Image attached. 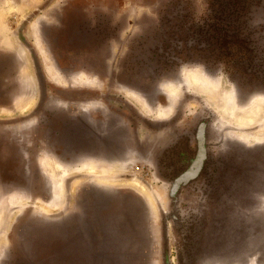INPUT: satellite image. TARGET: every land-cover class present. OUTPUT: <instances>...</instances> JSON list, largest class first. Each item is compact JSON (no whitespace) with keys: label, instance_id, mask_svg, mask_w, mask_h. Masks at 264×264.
Segmentation results:
<instances>
[{"label":"rangeland","instance_id":"374dc122","mask_svg":"<svg viewBox=\"0 0 264 264\" xmlns=\"http://www.w3.org/2000/svg\"><path fill=\"white\" fill-rule=\"evenodd\" d=\"M259 95L264 0H0V264H264V117L236 121ZM185 153L198 198L173 202ZM141 195L154 229L123 210Z\"/></svg>","mask_w":264,"mask_h":264},{"label":"crops","instance_id":"0c3cea01","mask_svg":"<svg viewBox=\"0 0 264 264\" xmlns=\"http://www.w3.org/2000/svg\"><path fill=\"white\" fill-rule=\"evenodd\" d=\"M259 101H262V99H259ZM189 146V150L190 153L192 151V143L188 141V143H186ZM198 151V149H197ZM191 155V154H190ZM181 157V156H180ZM179 156H174V165L176 167H178L179 171L176 173L175 178L173 179L172 183L169 184L170 186H168V190H167V195L170 198H173L175 202L177 200V202H180L182 200H185L186 198H198V196L196 194H194L192 189H188L193 191L192 193L189 194V192H187L188 194L184 193V186L187 185L188 182H190L191 180H195L202 168H193V163H195L196 161H194L196 159V157H193L191 159L192 156H188L186 153L182 155V159H180ZM173 158V157H172ZM182 166H186L184 169H182ZM186 192V191H185ZM129 200L131 201L130 204H126L124 205V209L125 211H127L128 213H133V217L130 218V221L134 223L133 226H131V229H135L138 228L139 229H144L146 228V226H144V223L148 222L152 225L153 229L155 228V220H157V212L162 211L164 212V208H159L157 210V208H155L154 205H152L151 202H149L148 199H146L143 195L137 196L136 198H132L130 196ZM114 212V211H113ZM111 212V213H113ZM119 212V210H118ZM142 221V222H141ZM129 226V225H128ZM124 236H122L123 239ZM122 243H125V252H128V249L130 248V246H132L131 248H133V252L134 254L132 255V257L130 258L131 260H140L143 259L144 255L140 252L136 250L137 245L139 246V244L141 245V243H139L136 239H123ZM122 245V244H121ZM132 252V253H133ZM140 252V253H139Z\"/></svg>","mask_w":264,"mask_h":264},{"label":"bare ground","instance_id":"6f19581e","mask_svg":"<svg viewBox=\"0 0 264 264\" xmlns=\"http://www.w3.org/2000/svg\"><path fill=\"white\" fill-rule=\"evenodd\" d=\"M188 78L195 87L201 88L203 92H206L208 95H210L209 97L211 99L216 101L219 111L226 113V114L232 111V103H231L232 97L231 96H233L234 98L233 104L236 101V96L234 95L233 91L226 92V93L224 92L225 95L217 96L216 91L218 89L217 88L214 89L213 85L209 84L210 82H208L206 79L203 80L202 78L198 76H191ZM256 98H264V96L259 95L258 97L253 98V100ZM253 100H251L248 103V105ZM238 102H240L239 99H238ZM262 117H264V103H262L261 101H258L257 104H255V106L252 109L243 111L242 114H239L237 116L236 121L239 124H242L244 126H252V125H256L262 119ZM228 240H231V238H229Z\"/></svg>","mask_w":264,"mask_h":264},{"label":"flooded vegetation","instance_id":"af4514ba","mask_svg":"<svg viewBox=\"0 0 264 264\" xmlns=\"http://www.w3.org/2000/svg\"><path fill=\"white\" fill-rule=\"evenodd\" d=\"M176 87V86H175ZM177 88V87H176ZM226 149H228L227 147H226ZM240 152V151H239ZM238 152V153H239ZM241 153V152H240ZM240 153L238 154V156L236 157V159H239V160H241L242 158H243V156L241 157V155H240ZM243 154V153H242ZM244 155V154H243ZM205 159H206V155L205 154H200L199 155V157H198V160L194 163V166H193V168H196L195 166H199L203 161H205ZM244 159V158H243ZM246 159H248L247 157H246ZM249 159H252V158H249ZM251 165V164H250ZM238 182V181H237ZM229 185V183H226L225 185H224V187L226 186H228ZM235 186H237V184H234ZM242 186H245V184L244 185H242ZM231 190H233V192H234V189H226V188H223L221 191H220V194L218 195V200H219V202H222L221 203V207H224V206H226V204L224 203V202H226V201H228V200H233V201H235V200H237V199H245V200H247V199H253L252 198V196H251V198H250V194L248 193V190L249 191H251V189H247V188H244V189H240V190H237V192H235L234 194H232V193H229ZM242 193V194H241ZM255 205H250V204H247V205H241L238 209H248V210H250V209H252L253 207H254ZM240 233L238 232V234L237 235H239ZM237 237V236H236ZM218 238H219V240H218V242H216L215 244L216 245H218V246H216V248H215V252H218V253H221V254H224V253H227L226 251H225V248H226V246H232V245H235L236 244V242L235 241H237V239L235 238V237H230V236H225V234L224 233H222V231H221V233H220V235L218 236ZM229 238H231V240H228ZM238 248H239V246L238 245H236V247H235V250L236 251H238ZM229 253V252H228Z\"/></svg>","mask_w":264,"mask_h":264},{"label":"water","instance_id":"95a60500","mask_svg":"<svg viewBox=\"0 0 264 264\" xmlns=\"http://www.w3.org/2000/svg\"><path fill=\"white\" fill-rule=\"evenodd\" d=\"M192 166H194V163H193V165H192ZM195 167H196V168H198L199 166H198V167H197V166H195Z\"/></svg>","mask_w":264,"mask_h":264}]
</instances>
